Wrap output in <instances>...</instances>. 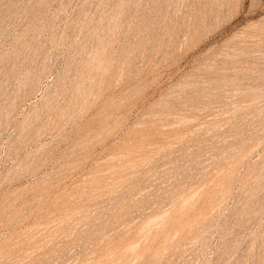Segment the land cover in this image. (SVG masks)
Returning a JSON list of instances; mask_svg holds the SVG:
<instances>
[{
    "label": "rangeland",
    "instance_id": "1",
    "mask_svg": "<svg viewBox=\"0 0 264 264\" xmlns=\"http://www.w3.org/2000/svg\"><path fill=\"white\" fill-rule=\"evenodd\" d=\"M0 264H264V0H0Z\"/></svg>",
    "mask_w": 264,
    "mask_h": 264
}]
</instances>
